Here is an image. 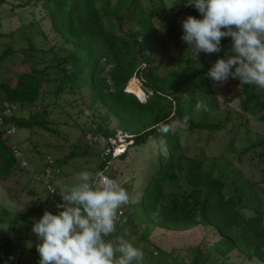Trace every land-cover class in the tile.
Returning a JSON list of instances; mask_svg holds the SVG:
<instances>
[{"label": "trees", "instance_id": "obj_1", "mask_svg": "<svg viewBox=\"0 0 264 264\" xmlns=\"http://www.w3.org/2000/svg\"><path fill=\"white\" fill-rule=\"evenodd\" d=\"M148 2L149 6L144 5L143 0H116L115 4L112 0H25L16 5L18 8L39 5L44 10L40 20L50 23V31L60 44L47 49L41 47L35 34L21 28L23 24L9 33L0 31V39L9 38L0 53V63L8 57H19L27 67L16 72L12 83L3 82V74H0V176L23 171L18 183L23 180L28 183L29 178L39 177L37 174L44 181L46 171H50L51 178L62 174L64 163L76 157L86 158L95 146L100 149L94 151L100 163L94 171H104L119 180L121 165L128 166L130 150L146 149L153 140L156 155L145 161L149 173L144 174L137 202L132 200L134 185L128 183L125 187L129 201L119 211L117 232L127 231L129 239L138 235L139 241L147 243L150 225L178 231L197 225L207 229L211 226L215 229H209L211 237L217 239L204 242L200 248L206 250L205 258L201 260L196 253L199 257L190 264H217L232 253H238L248 261L264 262V211L253 190L256 181L246 179V185H236L243 177L240 166L223 155L215 159L222 164L215 166L208 163L205 151H197L192 156L187 150L188 141L202 131H224L231 127L239 132L246 123L241 122L240 116H232L229 110L220 109L218 98L210 88L212 80L207 77L213 62L210 55L201 53L195 57L187 51V45L181 40L182 28L175 21L161 18L167 11L164 2ZM183 13L182 19L188 15L201 18L194 7H183ZM34 25L40 26V21H31L28 26ZM161 30L177 48L175 56L167 62L162 60L167 48L161 34L158 35ZM17 32L24 36L21 47H17L12 38ZM37 33L43 40L48 38L40 29ZM227 42L228 39L222 40L225 51ZM221 56L223 52L214 57ZM133 78L141 82V88L137 83L132 84L134 92L143 99L145 93L147 95L144 102L127 91ZM45 84H53V89L43 90ZM46 97L52 101L42 108L30 110L27 117L14 111L17 106L30 107ZM201 99L207 101L210 111H195V104ZM236 99L242 113L259 115V121L264 122V89L242 84L224 102ZM71 100L79 109L78 114L89 110L91 122L96 124L88 129L85 123H77V116L64 111L75 121V126L81 127L83 134L79 140L85 142L83 149L75 150L78 143L72 144L73 150L69 154L52 160L35 146L39 158L36 164L42 163V166L32 173L29 168L23 169L27 163L23 166L14 152L20 150L8 145L11 135H7V129L14 126L29 130L40 128L58 134L54 121L48 116L56 108L65 110ZM7 109L11 110L10 115L5 113ZM186 116L189 117L187 123ZM111 120L116 121V127L109 126ZM162 126L169 129L167 133L160 131ZM118 131L128 134L127 142L131 143H127L122 154L113 157L112 150L109 153L105 150L110 146L108 140L115 138ZM258 146L259 151L256 146H248L240 152L238 165L244 164L243 155L252 154L254 157L250 156V162L264 156V140ZM116 161L124 164H113ZM227 180L236 186L230 195L226 192ZM48 182L44 185L49 198L39 201L26 213L10 218L7 232L3 237L0 235L3 239L0 264H15L11 261L10 244L14 223L32 222L35 216L42 217L45 209L56 213L54 202L60 203L61 199L51 181ZM258 183L264 184V169ZM171 185L174 189L170 191L167 188ZM49 186L55 194L50 192ZM6 215L3 212L0 223L5 222Z\"/></svg>", "mask_w": 264, "mask_h": 264}, {"label": "rangeland", "instance_id": "obj_2", "mask_svg": "<svg viewBox=\"0 0 264 264\" xmlns=\"http://www.w3.org/2000/svg\"><path fill=\"white\" fill-rule=\"evenodd\" d=\"M25 0H3L0 2V31L1 32H10L20 28L21 24L24 31L28 33H33L36 35V38L39 40L41 47L47 49L49 46L54 44L59 45L60 42L57 41L54 33L50 31V23L46 20L41 21L44 10L36 5L35 7L27 8H18L16 5ZM157 2H164L166 6V12L161 18H164L167 21H175L181 27L180 21L183 16V7L182 4H178L176 7L171 8L174 0H156ZM116 0H112V4H115ZM143 4L149 6L148 0H143ZM149 8V7H148ZM171 8V9H170ZM150 9V8H149ZM19 19L22 20L19 21ZM31 21H40V26H28ZM41 30L48 36L47 39H42L38 35L37 30ZM164 30V29H163ZM161 30L158 35L163 38L162 40L165 43L167 48L165 55L162 56V60L166 62L169 59H172L177 52L175 42L170 40L171 38L168 34ZM19 31V30H18ZM21 32H17L13 35L15 44L17 47H21L23 44L24 36L21 35ZM20 35V36H19ZM9 43V38L4 37L0 39V53L6 48V44ZM230 40L228 39L227 45L225 46L228 49ZM216 54H210V60L213 62L216 60ZM0 66L4 68L0 69V74L2 75V81L7 83H12L16 79V72L21 71L22 69L27 68L22 64V61L19 57L7 58L0 63ZM133 81L128 85L127 91L132 92L138 95L139 98L143 99L141 95L134 92L132 89V84L137 83L141 88V82L137 78H133ZM242 85V84H241ZM239 80L229 79L227 83L223 86H217L213 82L210 84V88L213 93L218 98V105L221 110H229L232 116L239 117L242 120L241 122L246 123V126L241 127L240 131L237 132L235 129L231 130V127L226 130H214L212 131H202L194 135L187 144V150L189 155H194L197 151H205L208 157V163H213L215 166H219L222 163H218L215 159L222 155L225 158H228L229 161H233L235 165L240 166L243 177H240L241 180H238L236 185L244 184L246 185V179L255 182V187L253 190L256 192L257 197L260 201L261 209L264 211V184L258 183L260 175L264 169V156L259 158H254L251 162L249 158L251 155H243L244 164L238 165L237 157L240 152H242L248 146H256V150L259 151L258 144L264 140V122L259 121L258 116H248L245 113H242L239 106L238 99L230 103H225L224 99L228 97L233 92H236L240 88ZM52 90L53 84H45L43 90ZM147 95L144 96V101ZM47 98V97H46ZM50 99H42L33 106L30 107H18L14 110L18 115L27 117L30 110L35 108H42L47 104ZM70 105L65 110L61 108H56L52 110L49 107L50 116L48 119L53 120V125H56L58 134L49 133L40 128H34L33 130L29 129H18L13 127V134L8 139V145H12L18 148L20 151L16 154L18 159L22 162L23 169L29 168L30 172L34 169L42 166V163H37L39 161L38 154L35 151V146L37 149H40L47 153L50 159L62 158L65 155L69 154L73 150L72 144H77L75 150H81L84 146V140H79L82 133L81 127L75 126V121L72 118H69L65 112L68 111L70 114L78 117V124L82 125L85 123L86 127L92 129L96 124L91 122L90 111L85 109L83 114H78L79 109L74 106L72 100L69 101ZM84 109V107H83ZM65 111V112H64ZM11 110L7 109L5 113L10 115ZM211 114V113H210ZM264 114V113H263ZM210 116V115H208ZM220 117V116H219ZM111 128L116 127V121L111 120L109 122ZM235 135V138L233 137ZM232 137L234 140L232 141ZM114 153L116 155L120 154L123 149L126 148V143L119 141H113ZM125 147V148H124ZM201 148V149H200ZM92 149V148H91ZM94 151H100L96 149L95 146L88 153L86 158L76 157L70 160L67 163H64L62 166L63 173L58 175L55 174L50 179L51 185L56 189L57 194L60 198V195L63 193V189L66 186L73 185L79 182L78 173L83 170H88L95 173L97 164L100 163L96 153ZM256 151V152H257ZM106 152V151H105ZM156 155V143L151 140L146 149H137L133 148L130 150V160L128 161V166H124L122 162L116 161V163L121 165L120 174L121 177L117 180L118 183H123L122 187H127L132 183L134 185V198L133 202H137L136 196H139L140 188L142 187L144 181V174L149 173L146 169V160H150ZM256 156V155H255ZM254 157V156H252ZM30 161V162H29ZM33 164H32V163ZM2 161L0 160V168ZM30 163V164H29ZM127 163V162H126ZM237 167V168H238ZM14 170H12L13 172ZM15 174L2 175L0 176V216L3 212L7 213L5 222L0 223V235H3L7 232L8 226L10 223V218L15 217L19 214L26 213L30 207L38 205L39 201H44L49 198V192L44 185L42 176L37 174L36 179L29 178V182L23 180L22 183L17 181L22 180L20 176L23 171H15ZM57 172V170H56ZM32 173V172H31ZM23 175V174H22ZM19 176V177H18ZM232 176V174H230ZM233 177V176H232ZM19 178V179H18ZM44 178V177H43ZM231 180L226 182V192L230 195L233 188L236 186L232 185ZM126 184V185H125ZM168 190H173V185L168 186ZM129 194V193H128ZM41 216H35L32 219V222L19 221L14 223V229L12 232V239L10 240L11 244V261L15 264H38L39 255L36 251L35 244L38 243L36 236L32 233V223L34 220H39ZM150 231L149 242L144 243L139 241L138 235L131 236L130 240L134 244L141 248L144 253L143 264H190L194 261L195 257H200L203 260V256L206 250H202L200 246L207 240L214 241L217 239L216 236L211 237V231L215 230L213 227H208L209 229L203 227L202 225H197L189 228L185 231L178 230H167L164 228H156L153 226H148ZM139 234V232H138ZM0 237V245L3 243V239ZM204 246V244L202 245ZM201 249V250H199ZM204 251V252H201ZM199 254L197 256V254ZM217 264H264L255 259L248 261L243 256L238 253L230 254L226 259L219 261Z\"/></svg>", "mask_w": 264, "mask_h": 264}, {"label": "clouds", "instance_id": "obj_3", "mask_svg": "<svg viewBox=\"0 0 264 264\" xmlns=\"http://www.w3.org/2000/svg\"><path fill=\"white\" fill-rule=\"evenodd\" d=\"M181 3L201 17L188 15L180 21L187 51L195 57L223 52L207 77L217 86L233 79L264 89V0H174L171 8ZM223 39L230 40L226 51ZM210 110L205 99L195 104L196 112ZM77 175L79 182L63 189L56 213L45 209L32 223L38 264H143L144 251L127 231L117 232L119 211L129 201L126 189L104 171Z\"/></svg>", "mask_w": 264, "mask_h": 264}, {"label": "built area", "instance_id": "obj_4", "mask_svg": "<svg viewBox=\"0 0 264 264\" xmlns=\"http://www.w3.org/2000/svg\"><path fill=\"white\" fill-rule=\"evenodd\" d=\"M0 124H1V118H0ZM13 131H14V128L13 127H11V128H8L7 129V131H6V133H7V135H12L13 134ZM127 139H130V136L128 135V134H126V133H123V132H121V131H118V133L116 134V137L115 138H113V139H109L108 141H109V143H110V146L109 147H107V149L105 150L106 151V153H109L111 150H112V156L113 157H117L118 155H116L115 153H114V145H113V141L115 140V141H119L120 142V144H121V142H123V143H126L127 142ZM127 143H131V141H128ZM126 143V144H127ZM125 148V147H124ZM125 149H123L122 150V152L124 151ZM15 152V154H17V152L16 151H14ZM121 152V153H122ZM50 171L48 170V171H46V174L44 175V179H45V183L46 184H48L49 182V180H50ZM50 190H52L51 188H50V186L48 187ZM51 193H52V191H50ZM53 199V201H54V197L52 198ZM56 204H58V202H54V205H53V209H56V207H55V205ZM57 210V209H56ZM119 214H121V212H119Z\"/></svg>", "mask_w": 264, "mask_h": 264}, {"label": "bare ground", "instance_id": "obj_5", "mask_svg": "<svg viewBox=\"0 0 264 264\" xmlns=\"http://www.w3.org/2000/svg\"><path fill=\"white\" fill-rule=\"evenodd\" d=\"M141 99V98H140Z\"/></svg>", "mask_w": 264, "mask_h": 264}]
</instances>
